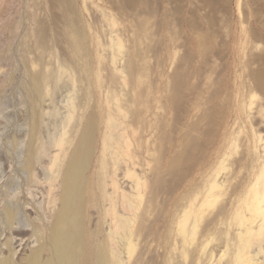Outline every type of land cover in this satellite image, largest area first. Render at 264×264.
Segmentation results:
<instances>
[{"label": "rangeland", "instance_id": "1", "mask_svg": "<svg viewBox=\"0 0 264 264\" xmlns=\"http://www.w3.org/2000/svg\"><path fill=\"white\" fill-rule=\"evenodd\" d=\"M55 1L0 0V210L6 203L18 208L17 201L24 195L46 216L43 209H50L52 202L41 188L48 190L52 166L58 165L62 149L75 141L88 112L96 110L100 124L92 170L105 174L103 152L107 148L115 183L114 199L122 215L121 205H126L123 201L128 202L135 196V181L141 179L145 185L151 175L157 156L152 147L155 114L160 112L162 90L169 86L170 75L178 64L189 74V85H195V90H201L203 96H214L210 104L214 115L207 153L208 149L214 153L220 147L225 157H234L242 149L240 139L246 142L247 132L251 136L246 142L250 150L254 146L252 138L256 134L264 136V95L258 91L256 85L260 84L253 76L264 72V0H139L138 7L125 5L126 0H74L75 13L86 34L89 53L86 69L70 51L69 24ZM142 19H147L152 33L151 39L142 41V46L152 44L149 48L152 51L145 52V65L140 63L144 65H140L142 73L139 72L134 84L136 88L131 90L124 62L126 54L135 49V25ZM201 34L211 36L213 53L206 61L201 57L198 42ZM30 75H40L42 84L40 95L33 101L39 122L36 155L45 156L47 151L41 167L43 172L31 175L32 184L22 168L31 125ZM139 90L143 91L145 100L140 105L145 116L144 127L136 130L142 142L141 167L133 165L138 150L135 133L131 131L126 137L122 129L125 125L120 126L130 115V109L123 102L129 96L136 98ZM259 95H263L262 99ZM194 102L192 99L193 107ZM119 105L124 107L121 109ZM112 126L117 128L112 130ZM224 133L229 137L227 145L222 144ZM121 134L129 140L127 156L123 152L113 154L111 147L104 146L105 140L113 143ZM119 144H114L117 149H121ZM223 157L215 162L219 163ZM225 162L226 168H231ZM127 170L131 172L129 177L124 176ZM53 174L57 176V172ZM193 175L198 181L202 179L197 169ZM108 182L105 184L110 185ZM245 186L248 188V183L243 186L244 191ZM110 192L106 186L103 195ZM98 198L100 215L95 207L90 213L95 219L100 217L106 221L109 206L101 193ZM20 200L25 202L23 198ZM25 206L31 208L27 212L35 218L32 206ZM179 209L180 206L169 204L168 214L179 218ZM18 218L29 228L20 209ZM102 229L107 234L109 229L105 223ZM7 231L0 213V239ZM217 232L212 236L225 237ZM14 237L22 238V235ZM0 248L5 251V246ZM20 249L21 246L17 255ZM220 249L223 250L220 247L216 252ZM231 252H227L222 262L225 263ZM251 254H257L253 262L263 264L264 242L255 244ZM115 264L128 263L123 257Z\"/></svg>", "mask_w": 264, "mask_h": 264}, {"label": "bare ground", "instance_id": "2", "mask_svg": "<svg viewBox=\"0 0 264 264\" xmlns=\"http://www.w3.org/2000/svg\"><path fill=\"white\" fill-rule=\"evenodd\" d=\"M56 1L69 24L67 43L70 51L86 69L89 67L86 34L75 13L74 0ZM139 3V0L125 1V5L131 7H138ZM146 22L147 19H142L136 23L135 49L126 54L124 62L131 90L136 88L134 84L139 72L142 73L140 68L145 65V52L152 45L145 46V43V47L142 46V41L151 39L152 35ZM39 36L43 38V34ZM210 37L206 34L198 36L201 57L205 61L213 53ZM174 69L169 86L162 90L160 112L155 114L152 147L157 156L151 166V175L145 185L141 179L135 181V196L128 202L124 200L126 205H121L126 215L119 214L120 206L114 199L115 183L109 155L105 151L107 148L103 152L105 174L99 175L92 170L100 124L98 113L92 110L80 123L75 141L62 149L58 165L52 166L57 176L50 173L48 190L41 188L52 202L50 209H43L46 216L43 217L24 195L20 199L25 202L18 199V208L10 203L1 207L0 213L8 231L0 239V246H5V251L0 248V264H115L123 257L128 264H257L253 262L257 254L252 255L251 250L255 244L264 242V136L259 134L257 137L256 134L250 150L246 142L251 140V136L247 132L246 142L240 139L242 149L234 157H225L224 149L220 147L214 153L208 149L207 153L214 115L210 104L214 96H203L201 90H195V85H189V74L181 69V64ZM253 76L260 84L256 85L258 91L264 95V72H256ZM40 77L29 76L31 125L22 168L31 184V175L43 172L41 167L47 155L46 150L45 156L36 155L39 122L33 101L40 95ZM263 95H259L261 99ZM192 99L195 100L194 107ZM144 103L141 90L136 98L129 96L123 104L130 109V115L128 120L122 117L125 123H120V126L125 125L122 129L126 137L131 131L135 133L138 150L133 165L138 167L142 166V142L136 130L144 127L145 116L140 108ZM124 105L119 107L122 109ZM116 128L112 126V130ZM123 136L119 135L113 143L105 140L104 146L111 147L113 154L121 155L123 152V156H127L125 152L130 144ZM224 137L222 144L227 145L229 137L225 133ZM115 143L121 149H117ZM220 157L223 160L215 162ZM225 161L231 168H226ZM196 169L202 175L200 181L193 175ZM130 174L127 170L124 176L129 177ZM246 183L248 188L245 186L244 191L242 188ZM106 186L111 192L103 195ZM100 193L109 206L106 221L100 217L95 219L90 213L92 207L99 212ZM169 204L180 206L179 218L168 214ZM25 205L32 206L35 218H31L27 212L31 208ZM18 209L23 211L29 228L21 224ZM104 223L109 229L107 234L102 229ZM216 231L225 237L212 236ZM20 235L22 238L14 237ZM12 237L16 240L13 241ZM20 246L21 252L17 255ZM220 247L223 250L216 252ZM230 250L231 257L222 262Z\"/></svg>", "mask_w": 264, "mask_h": 264}]
</instances>
